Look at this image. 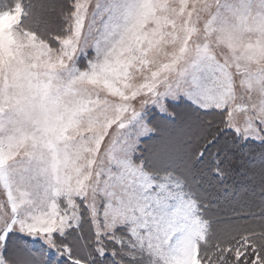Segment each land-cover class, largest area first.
<instances>
[{"label":"snow or ice","instance_id":"obj_1","mask_svg":"<svg viewBox=\"0 0 264 264\" xmlns=\"http://www.w3.org/2000/svg\"><path fill=\"white\" fill-rule=\"evenodd\" d=\"M0 264H264V0H0Z\"/></svg>","mask_w":264,"mask_h":264},{"label":"trees","instance_id":"obj_2","mask_svg":"<svg viewBox=\"0 0 264 264\" xmlns=\"http://www.w3.org/2000/svg\"><path fill=\"white\" fill-rule=\"evenodd\" d=\"M6 2H7V0H6ZM180 110H183V109L182 108L178 109V111H180ZM239 183H241V181L239 180L238 177L233 178V179H229L227 181V184L230 185L231 187H229L227 190L230 191V192H235L236 185L239 184ZM224 203H225L224 199L221 198L220 199V204L222 205Z\"/></svg>","mask_w":264,"mask_h":264}]
</instances>
